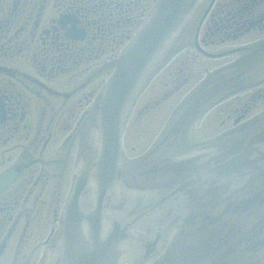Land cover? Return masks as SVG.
Returning <instances> with one entry per match:
<instances>
[{
  "label": "flooded vegetation",
  "instance_id": "flooded-vegetation-1",
  "mask_svg": "<svg viewBox=\"0 0 264 264\" xmlns=\"http://www.w3.org/2000/svg\"><path fill=\"white\" fill-rule=\"evenodd\" d=\"M152 3L153 0H0V176L5 174L7 185L0 190V264L16 235L20 257L25 252L27 264H41L46 248L59 234L64 205L60 191L66 181L70 183L74 171L69 176V152L63 151L53 159L54 154L46 158L45 151L57 135L59 118L64 114L71 112L63 129H71V117L79 116L75 129L78 133L88 129V136L96 91L88 93L84 109L82 103H75V98L101 76L112 74L121 50ZM49 6L56 13L47 15ZM67 75L73 85V80L85 75L83 89L76 87L70 93L50 86ZM246 109L242 115L233 108L216 114L214 119L222 120L209 123L213 137L205 148L210 153L242 150V142L232 138L237 135L235 129L228 128L227 121L236 114L233 123L237 125L249 112ZM206 110L207 115L200 118ZM211 114L209 106L193 107L185 113L183 124L188 119L189 124L203 123ZM44 137L46 140L41 142L39 138ZM80 142L76 166L90 152L87 137L84 141L80 134ZM257 145L262 173H251L241 182L215 179L212 168L198 173L181 171L188 176L182 182L188 180L189 185L181 189L176 185L163 199L166 232L149 257V264H264V130ZM58 148L64 149L63 143ZM51 187L56 191L54 197ZM134 188L142 191L139 186ZM18 227L21 229L17 231ZM178 237L183 240L172 253Z\"/></svg>",
  "mask_w": 264,
  "mask_h": 264
},
{
  "label": "water",
  "instance_id": "water-1",
  "mask_svg": "<svg viewBox=\"0 0 264 264\" xmlns=\"http://www.w3.org/2000/svg\"><path fill=\"white\" fill-rule=\"evenodd\" d=\"M200 2L157 0L144 26L122 54L116 72L103 91L97 121L91 127L93 159L78 174L64 208L60 237L49 251L44 264L143 263L156 251L165 236L163 226L167 218L163 216L161 207L168 194L164 191L151 195L142 193L137 198L127 192L118 178L122 163L121 134L132 102ZM209 2L186 26L172 49V56L161 64L128 115L122 174L131 187H148L153 182L157 184L156 180L149 179L154 173H165L159 176L166 179L171 177V173H175V163H166L167 157H164L169 155L170 148L176 147L182 156L181 152L208 147L206 143H210L213 137L209 133V123L220 122L222 118L216 121L214 117L223 113L221 111H231L233 108L242 115L243 109H249L246 117L237 125L233 123L236 114L227 121L228 128L235 129L237 138L242 139L244 145L251 144L257 131L264 126V77L261 75L264 56L262 50L259 51L264 47V32L256 31L242 36L234 28L233 34L228 35L230 39L206 44L205 40L209 41L212 33L220 32V28H213L205 36L204 30L208 23L212 25L227 13V17L232 19L241 6L243 9L240 12L251 11L248 10L250 1L218 0L214 8L217 13L215 20L208 18L204 30L202 28L199 32L198 26ZM232 8L236 10L231 14ZM260 10L257 7L254 11L259 15ZM196 36L199 37L197 49ZM240 48L246 49L248 53H242ZM251 48L250 53L247 49ZM199 49L207 55L200 53ZM241 73H244L242 77L230 83L207 103L206 106L212 109L211 118L203 123L199 121L191 124L188 119L183 124L185 113L203 96L205 92L202 91ZM208 112H202L200 118ZM184 128L190 129L186 137L182 134ZM174 134L177 135L173 137ZM164 147L167 148L162 151ZM236 160L239 161L240 157L227 163L224 172L227 169L236 171ZM76 169L75 164L74 173ZM72 180L73 177L70 183ZM188 185L189 182H185L176 189ZM180 242L177 239L175 246L178 247Z\"/></svg>",
  "mask_w": 264,
  "mask_h": 264
},
{
  "label": "rangeland",
  "instance_id": "rangeland-1",
  "mask_svg": "<svg viewBox=\"0 0 264 264\" xmlns=\"http://www.w3.org/2000/svg\"><path fill=\"white\" fill-rule=\"evenodd\" d=\"M46 10H47L46 11L47 15H50L51 13H56V10H54V8H52L50 6ZM54 16H55V14H54ZM53 17H52V19H53ZM42 24L44 25V22ZM27 64H28V67H30L29 63H27ZM92 70H94V69L92 68ZM70 77L71 76H69V75L60 77L57 80H55L53 83H51L50 86L51 87H56L61 92H70V93H72V91L75 90L76 87H77L76 89H78L79 87H81L83 89V86H82L81 83H84V81L86 80V76L85 75L80 76L79 79L73 80L74 81V85L72 84L73 82L69 79ZM108 78H109L108 75L101 76L96 81V83H94L92 86L84 88L83 91H81L82 90L81 89L80 90L81 92L79 91L80 94L75 98V100H76L75 103L77 104V101H79L78 104L82 103L83 104V109H84V104H86V100L88 98L87 97L88 93H90L91 91L95 90L97 96H96L95 104L92 107L93 108L96 107L97 103H98V99H99L100 90L106 84V81L108 80ZM52 100H54V98H52ZM90 100H93V98H90ZM95 113H96V109L94 108V116H93V120H92L91 126H92V124H93V122L95 120ZM69 116H71V112L69 114H64V115L60 116V118H59V119H61L60 120V124H59V126L57 127V130H56L57 131V135L49 142V146L47 147V149L45 151L46 154H44V156L46 158H49V157H51L50 155L54 154V158L53 159H56L57 157H59V153H61L63 151H67V153L69 152L70 153V157H69V160L67 161V163L69 165V162H70V166H69V170H68V173H69V176H70V174L72 173L73 168H74V166L76 164L78 147L81 144V142L78 143V140L80 139V134H81V137L84 138V141H85V139L87 137V130L88 129H86L83 133H81V131L78 133V131L75 129V124H76V121H78L79 116H76L75 118L71 117L72 118V124H71L72 127H71V129H63V127L64 126L66 127V125L68 123V118L67 117H69ZM73 129H74V132L71 131ZM89 131H90V128H89ZM78 134H79V136H78ZM69 135L70 136L72 135L71 139L68 138ZM45 138L46 137L39 138V139L41 140V142L42 141L44 142L46 140ZM29 141L30 140H27V141H25V143L27 144ZM61 143H63L64 149L58 148ZM37 173H39V172H37ZM32 181H33V179H32ZM70 182H71V179H70ZM63 186L64 187L62 188V191H60L61 195L64 196V198L62 199V204L64 203L65 198H66V196L68 194L70 183H68L66 181L65 185H63ZM53 190L54 189H52V187H51L50 188V192H51L52 197L55 196V192H56V191H53ZM10 226L11 225L9 224L7 226V228L10 227ZM22 226L23 225H21L20 227H22ZM20 227L17 228V231L21 229ZM17 231H16V233H18ZM16 236L11 240V242L9 244V247L6 249V251L4 253L5 259H4V263L3 264H15V262H17V261L19 262V264H27L28 263L27 256H25V252H24L22 258L20 257V254L17 253V250H18L17 241L18 240H17Z\"/></svg>",
  "mask_w": 264,
  "mask_h": 264
},
{
  "label": "bare ground",
  "instance_id": "bare-ground-1",
  "mask_svg": "<svg viewBox=\"0 0 264 264\" xmlns=\"http://www.w3.org/2000/svg\"><path fill=\"white\" fill-rule=\"evenodd\" d=\"M98 110H99V108H98Z\"/></svg>",
  "mask_w": 264,
  "mask_h": 264
}]
</instances>
